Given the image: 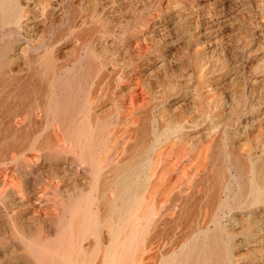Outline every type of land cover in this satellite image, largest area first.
I'll use <instances>...</instances> for the list:
<instances>
[{
    "label": "rangeland",
    "instance_id": "374dc122",
    "mask_svg": "<svg viewBox=\"0 0 264 264\" xmlns=\"http://www.w3.org/2000/svg\"><path fill=\"white\" fill-rule=\"evenodd\" d=\"M15 1L23 25L0 26V264H46L37 247H61L65 209L84 203L92 189L82 163L71 167L69 158L35 146L46 142L50 129L39 110L31 116L32 105L71 76L83 89L76 103H86L77 119L93 127L100 159L115 146L116 132L119 141L125 130L120 118L136 112L129 122L140 127L149 115L156 117L159 147H169L187 166L183 180L175 172L159 180L163 201L181 181L185 190L186 174L195 167L196 179L223 173L222 151L234 157L231 173L238 177L241 170L239 182L264 175V0ZM30 22L37 25L25 28ZM47 58L61 68L57 75L45 66ZM132 94L139 105L131 112L126 103ZM11 121L16 137L7 128ZM173 128L180 130L163 135ZM13 142L23 146L27 163L10 162ZM169 183L174 190L168 194ZM16 187L22 200L10 196ZM5 205L15 208V225ZM206 211L201 208L198 223ZM258 211L230 226L233 264L264 263V229H258L264 214ZM241 226L257 232L246 237ZM189 236L182 226V245ZM94 244L88 237L79 248L88 253ZM168 246L173 251L179 244Z\"/></svg>",
    "mask_w": 264,
    "mask_h": 264
},
{
    "label": "bare ground",
    "instance_id": "6f19581e",
    "mask_svg": "<svg viewBox=\"0 0 264 264\" xmlns=\"http://www.w3.org/2000/svg\"><path fill=\"white\" fill-rule=\"evenodd\" d=\"M262 7L264 8V1ZM22 18L15 0H0L1 27L21 24ZM36 25L35 22H30V26L24 27L32 29ZM81 59L79 57L76 62L79 63ZM44 64L54 76L61 70L52 59L47 58ZM57 85L58 89L53 86V90L46 93L43 100L32 105L31 116L37 117L35 111L39 110L50 129L46 142L36 143L35 146L39 152L50 151L49 154L53 152L51 156L61 155L69 158L71 167L75 163H82L85 166L82 172L91 175L92 189L84 203L65 209L67 218L62 227L61 247L58 250L48 246L37 247L45 263L233 264L235 256L231 251L233 231L229 230L230 226L244 224L242 217L251 216L258 210L264 214V175L251 181L239 182L238 178L242 177L241 170L236 171L238 177L231 173V170L237 168L234 157L229 150L222 151L223 173L215 178L208 172L205 177L196 179L194 173L199 166L195 167L196 169H191L186 174L185 190H182L181 181L180 187L177 186L172 193L170 201L166 198L163 201L161 197L165 192L161 190L162 184L159 180L171 172H175L179 180H183L182 173L187 166L177 154L168 149L169 147H159L160 129L156 117L149 115L140 127L135 126L136 121L130 123L129 120L136 115V112L132 111H136V105H139L135 95H130L129 103L126 104L130 105L128 106L132 113L120 118L121 122L126 121L125 130L121 132L119 141L117 133L120 131L116 132L112 139L115 146L107 150V156L100 159L96 151L98 139L94 138L93 127L77 119V112L86 104L76 103L77 92L83 91L77 78L71 76L57 81ZM7 128L9 133L16 137L17 128L13 121ZM178 128L166 129L163 135L176 134L180 130ZM134 135L142 136L136 144L131 142ZM148 137H153V140L148 141ZM11 146L15 156L10 162L19 164L22 160L27 163L23 146L14 142ZM244 168L248 174L250 169L247 165ZM21 176L24 177L23 174ZM173 187L174 185L169 183L168 194L174 190ZM235 187H238V190ZM10 196L22 200L23 192L20 187H16L11 190ZM153 200L155 208L153 213H150L148 209ZM202 207L206 208L208 214L198 223L196 216ZM194 208L195 216L192 218ZM5 213L9 215L11 224L15 225V208L5 205ZM224 219L227 220L225 223L222 222ZM258 222V229H264L262 218ZM182 226L190 233L183 245ZM241 230L246 237H252L254 232H257V229L253 231L246 226H241ZM88 237H92L95 244L88 253H84L79 244ZM170 241H177L179 246L176 250H168Z\"/></svg>",
    "mask_w": 264,
    "mask_h": 264
}]
</instances>
